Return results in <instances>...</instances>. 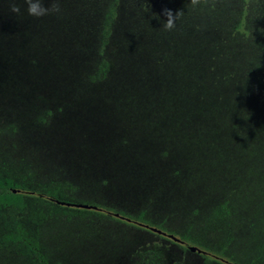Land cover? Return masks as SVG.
<instances>
[{"label": "rangeland", "instance_id": "obj_1", "mask_svg": "<svg viewBox=\"0 0 264 264\" xmlns=\"http://www.w3.org/2000/svg\"><path fill=\"white\" fill-rule=\"evenodd\" d=\"M15 2L0 0V171L112 210L51 216L50 264H226L109 212L264 257V0H60L39 19ZM164 9L184 12L174 31ZM0 264L32 263L0 248Z\"/></svg>", "mask_w": 264, "mask_h": 264}, {"label": "trees", "instance_id": "obj_2", "mask_svg": "<svg viewBox=\"0 0 264 264\" xmlns=\"http://www.w3.org/2000/svg\"><path fill=\"white\" fill-rule=\"evenodd\" d=\"M114 17L115 12L111 11L106 23L107 37L110 35ZM106 68L104 65L102 76H104ZM14 190L19 192L15 194ZM76 193L77 188L68 182L39 183L29 173L18 178L13 173L0 171V248L13 251L32 264H50L49 256L43 245L42 226L51 216H103L104 210L112 211L93 204L88 205L97 207L96 210L76 208L73 205L85 204L77 201ZM62 203L71 205L67 206ZM47 206L51 210L48 211ZM219 212L225 213L226 207L224 205L219 207ZM109 214L110 218L116 221H119L118 218H127L129 220H126L127 222L134 223L142 230L156 228L165 234L157 233L163 239L167 238L173 241L168 235L175 236L173 232H168L163 225H153L147 219L145 212H141L136 217L124 212H109ZM115 214H119L120 217H116ZM180 239L181 243L173 242L177 243L184 251L189 250L185 244H191L203 250L202 255L208 263L218 260L226 264H264V257H254L245 263L237 262L236 256L228 253L229 246L225 243L211 251L200 240L190 235L189 231L185 232ZM212 257L216 260L214 261ZM161 261L162 255L154 254L147 256L144 264H159Z\"/></svg>", "mask_w": 264, "mask_h": 264}, {"label": "clouds", "instance_id": "obj_3", "mask_svg": "<svg viewBox=\"0 0 264 264\" xmlns=\"http://www.w3.org/2000/svg\"><path fill=\"white\" fill-rule=\"evenodd\" d=\"M23 3L27 5L26 11L27 15L33 18H43L50 15H58L61 13L60 0H52L50 7L44 6V0H23ZM201 4V0H190L189 6L191 8H196ZM10 11L16 15L22 14V9L19 4L12 0L10 5ZM184 12L173 13L169 9H164L163 16L166 17V21L162 22V30L165 32H171L176 29L177 22L181 19Z\"/></svg>", "mask_w": 264, "mask_h": 264}, {"label": "water", "instance_id": "obj_4", "mask_svg": "<svg viewBox=\"0 0 264 264\" xmlns=\"http://www.w3.org/2000/svg\"><path fill=\"white\" fill-rule=\"evenodd\" d=\"M15 194L16 193H18L19 191H17V190H14L13 191ZM63 205H67V206H70L71 204H67V203H62ZM74 207H76V208H83V209H94V210H96L97 209V207H95V206H90V205H85V204H76V205H73ZM115 216L116 217H120V215L119 214H115ZM125 220H127V221H129L127 218H124ZM149 229H151L153 232H155V233H158V234H164L162 231H160V230H158V229H156V228H149ZM165 235V234H164ZM169 237H170V239H172L173 241H175V242H177V243H181L182 242V240L180 239V238H178V237H175V236H173V235H168ZM186 245V247H187V249H189L191 252H193V253H196V252H198V253H202L203 251H201L198 247H196V246H193V245H191V244H185ZM230 264H232V263H230Z\"/></svg>", "mask_w": 264, "mask_h": 264}]
</instances>
